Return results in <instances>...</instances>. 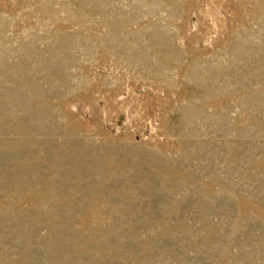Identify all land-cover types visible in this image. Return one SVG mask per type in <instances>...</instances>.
<instances>
[{"label":"rangeland","instance_id":"rangeland-1","mask_svg":"<svg viewBox=\"0 0 264 264\" xmlns=\"http://www.w3.org/2000/svg\"><path fill=\"white\" fill-rule=\"evenodd\" d=\"M0 264H264V0H0Z\"/></svg>","mask_w":264,"mask_h":264}]
</instances>
